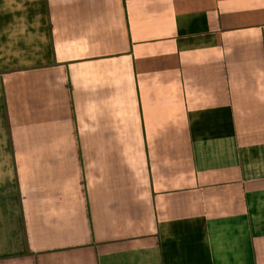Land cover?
Returning <instances> with one entry per match:
<instances>
[{
  "label": "crops",
  "instance_id": "crops-1",
  "mask_svg": "<svg viewBox=\"0 0 264 264\" xmlns=\"http://www.w3.org/2000/svg\"><path fill=\"white\" fill-rule=\"evenodd\" d=\"M0 264H264V0H0Z\"/></svg>",
  "mask_w": 264,
  "mask_h": 264
}]
</instances>
